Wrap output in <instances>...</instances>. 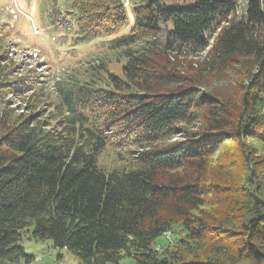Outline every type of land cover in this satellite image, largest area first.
Instances as JSON below:
<instances>
[{
	"label": "trees",
	"instance_id": "obj_1",
	"mask_svg": "<svg viewBox=\"0 0 264 264\" xmlns=\"http://www.w3.org/2000/svg\"><path fill=\"white\" fill-rule=\"evenodd\" d=\"M46 1L50 24L72 28L76 51L123 50L125 78L111 75L113 90L92 81L95 75L56 83L52 128L33 110L0 111V264L33 263L20 246L26 235L50 240L82 264H264L261 182L244 193L252 209L240 224L226 226L206 212L232 189L209 179L221 145L242 148L250 163L246 141L264 140V0H247L240 16L236 0H141L126 34L122 0H66L60 14L68 25L54 11L59 0ZM5 35L0 102L8 95L45 98L43 74L19 71ZM187 51L206 52L204 71L250 66L237 105L173 69L169 57ZM131 146L144 148L139 167L100 168L107 147ZM177 225L185 231L177 247L156 250Z\"/></svg>",
	"mask_w": 264,
	"mask_h": 264
},
{
	"label": "rangeland",
	"instance_id": "obj_2",
	"mask_svg": "<svg viewBox=\"0 0 264 264\" xmlns=\"http://www.w3.org/2000/svg\"><path fill=\"white\" fill-rule=\"evenodd\" d=\"M7 1L8 0H0V17L4 13L2 8L7 5ZM12 1H16L18 4L16 5L19 6L24 14L18 22H11L12 25L10 29L12 30V37H10L9 46L5 44V47L9 50V58L19 65L18 67L20 70L19 68H15V71L19 70L20 72L30 68V64L35 65L37 63V60H35L32 55H29L33 53H29L28 50L36 48L47 54L45 57L47 69L45 70L48 71L49 75H46L47 78L41 77V80H43V83H41L43 87L41 91L44 92L47 98L40 99L30 94L18 97L8 95L0 102V111L6 110L13 114V116H17L28 115L33 110L32 113L37 116L38 123L46 128L48 126L52 128L54 123H50L52 117L50 116L51 109L49 101L51 98H54V95L51 83L53 82L54 76L62 71V67L72 68L69 73H66L68 78L72 76L73 78L81 79L85 76V78L89 79L92 75H95L97 77L92 81L101 83L110 90L114 89V86L111 84V75L125 78L123 68L127 64V59L124 57L123 50L106 54L104 53L103 47L86 48L81 52L85 54L82 55V58L87 59H82L79 57L80 55L73 51L67 52L69 46H64L63 43L58 41L56 29L50 24L51 15H48L49 12L46 7L42 8L40 11L37 7L39 0ZM123 1L129 3V7L126 8L128 23L122 32V34H126L130 32L134 22L133 10L141 0ZM236 1L239 4L237 14L240 16L245 11L244 8L247 0ZM31 2L34 3L29 5ZM5 10L6 9H4V11ZM40 14L43 16L44 22H42ZM3 16L4 15L0 18V26L6 27L5 23L9 22L10 18L8 15ZM24 19L28 20L24 21ZM30 22H32V27L29 26ZM34 26H36V28H34ZM31 31L36 32V35ZM49 35L53 36L52 41L55 42L54 49H51L52 41L50 42L51 38ZM141 45V42L137 43L136 48ZM10 50L12 53H10ZM24 50L28 51V53ZM177 56L178 58H174V56L169 57L170 61L173 62V69L181 74H185L189 80H198V87L201 90L215 92V94L222 96V100L230 102L232 106L238 104L242 92H244V86L247 83L250 66L243 67L242 65H235L228 68H215V72L206 69V71H204L201 69L200 63L205 59L206 52L190 53L187 51ZM7 62L8 60L5 59L2 64ZM39 66L41 65H38V67ZM38 71L42 72L40 70ZM51 73H53V77H49ZM63 78L65 79L67 77ZM38 90L39 89H37V91ZM177 139L178 138L171 141L147 145V148H154ZM143 146H145V144H143ZM246 146L248 147L246 150H248L249 156H252L250 163L245 161L242 148L230 146L226 143L221 145L219 152L209 161V179L232 189L229 190L226 196L220 197L219 201H215L214 199L211 205L207 207L206 212H208L212 221L224 223L226 226L240 224V221L247 214V210L250 212L252 209V205H250L249 201L245 198V192H251L254 185L259 182L263 184L262 187L264 189V140L259 139L253 142L246 141ZM144 148H146V146ZM143 149L134 146L128 149H113L107 147L99 155L98 164L100 168L104 169L106 172L129 171L140 166L137 155L142 152ZM184 236V229L180 225H177L162 238L158 239L154 244V248L159 252L166 249H173L177 247L179 239L184 238ZM20 246L23 247L28 255L35 258L32 264H52L58 262L56 260H58L57 256L59 254L62 255L63 260L60 262L63 264H82L69 251L64 249H53L50 240L35 241L33 239H28L26 235L20 242ZM122 264L134 263L130 259H125Z\"/></svg>",
	"mask_w": 264,
	"mask_h": 264
},
{
	"label": "built area",
	"instance_id": "obj_3",
	"mask_svg": "<svg viewBox=\"0 0 264 264\" xmlns=\"http://www.w3.org/2000/svg\"><path fill=\"white\" fill-rule=\"evenodd\" d=\"M56 261H58V262H54L52 264H63L62 262H60V260H56Z\"/></svg>",
	"mask_w": 264,
	"mask_h": 264
}]
</instances>
